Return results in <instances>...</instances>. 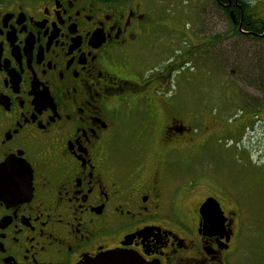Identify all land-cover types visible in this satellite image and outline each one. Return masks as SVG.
Segmentation results:
<instances>
[{
    "label": "flooded vegetation",
    "instance_id": "af4514ba",
    "mask_svg": "<svg viewBox=\"0 0 264 264\" xmlns=\"http://www.w3.org/2000/svg\"><path fill=\"white\" fill-rule=\"evenodd\" d=\"M149 10L0 0V264H240L236 195L179 168L217 118L171 104L191 51L160 65Z\"/></svg>",
    "mask_w": 264,
    "mask_h": 264
},
{
    "label": "rangeland",
    "instance_id": "374dc122",
    "mask_svg": "<svg viewBox=\"0 0 264 264\" xmlns=\"http://www.w3.org/2000/svg\"><path fill=\"white\" fill-rule=\"evenodd\" d=\"M249 1L264 19V0ZM143 3L153 26L147 40L158 42L160 56L172 53L160 57V65L191 51L168 85L171 104L217 118L215 124L209 118L204 140L179 168L236 195L246 225L239 263L264 264V35L252 39L230 28L214 0Z\"/></svg>",
    "mask_w": 264,
    "mask_h": 264
},
{
    "label": "trees",
    "instance_id": "16d2710c",
    "mask_svg": "<svg viewBox=\"0 0 264 264\" xmlns=\"http://www.w3.org/2000/svg\"><path fill=\"white\" fill-rule=\"evenodd\" d=\"M216 6L228 17L231 26H240L246 35L255 32L258 39L264 32V21L257 17L249 0H214ZM255 38V39H256Z\"/></svg>",
    "mask_w": 264,
    "mask_h": 264
},
{
    "label": "water",
    "instance_id": "95a60500",
    "mask_svg": "<svg viewBox=\"0 0 264 264\" xmlns=\"http://www.w3.org/2000/svg\"><path fill=\"white\" fill-rule=\"evenodd\" d=\"M212 199H209L202 207V213H204L209 208L217 207L213 205ZM129 257L125 254L119 253L117 251H111L109 253H104L96 261H93L88 264H127ZM141 264V263H140ZM145 264V263H144Z\"/></svg>",
    "mask_w": 264,
    "mask_h": 264
}]
</instances>
